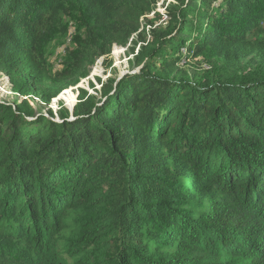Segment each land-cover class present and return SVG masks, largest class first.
<instances>
[{
	"label": "trees",
	"instance_id": "16d2710c",
	"mask_svg": "<svg viewBox=\"0 0 264 264\" xmlns=\"http://www.w3.org/2000/svg\"><path fill=\"white\" fill-rule=\"evenodd\" d=\"M157 1L0 0V69L49 103L141 37ZM71 9L84 37L51 74L42 45ZM168 15L73 111L0 100V264H264V45L246 48L260 72L238 53L264 0H177ZM183 49L240 63L194 77Z\"/></svg>",
	"mask_w": 264,
	"mask_h": 264
},
{
	"label": "rangeland",
	"instance_id": "374dc122",
	"mask_svg": "<svg viewBox=\"0 0 264 264\" xmlns=\"http://www.w3.org/2000/svg\"><path fill=\"white\" fill-rule=\"evenodd\" d=\"M177 0H158L156 3V11H153L142 18V36H135L128 46H121L114 44L110 54L109 64H103L104 57L96 61L95 65L91 67V73L81 78L80 82L61 91V93L52 98L51 102H46L42 98V92L47 91V86H31L32 90L29 94L23 95L19 93L13 86L12 79L6 71L0 69V100L7 102L27 101L37 109L47 111L51 109L55 114L58 110L65 106L70 110L73 105L78 102L79 88H84L90 94H97L100 97V90L102 81H106L109 77H116L123 75L129 69L133 68V59L137 54L141 44L148 42L152 38L151 30L165 26L169 19L168 6L176 3ZM85 28L81 17L77 10H70V12H63L60 19L54 23L52 29L47 32L45 41L42 45L43 57L47 62L51 74L57 71H62L70 67L72 57L78 48L81 46L82 38L84 37ZM138 43L131 49L135 44ZM80 42V43H79ZM242 51L238 53L243 55V51L251 46L264 45V21L259 22L258 26L247 34L241 41ZM246 58L240 64V71L248 72L261 71L260 61L258 55L252 49H246ZM213 52V54H210ZM181 54L186 55L180 65L191 73V76H200L201 73L208 75L213 72L217 75L219 73H227L232 70L235 64L240 63V56L229 54L227 57L217 54V51H208L198 57H192L191 53L183 49ZM95 68V69H94ZM94 85L95 87H93ZM99 91V93L97 91ZM74 95L75 98L72 96ZM59 97V98H58ZM56 111V112H55Z\"/></svg>",
	"mask_w": 264,
	"mask_h": 264
},
{
	"label": "water",
	"instance_id": "95a60500",
	"mask_svg": "<svg viewBox=\"0 0 264 264\" xmlns=\"http://www.w3.org/2000/svg\"><path fill=\"white\" fill-rule=\"evenodd\" d=\"M126 73V72H125ZM122 76V75H121ZM120 79V78H119ZM75 104L73 105V108H74ZM73 108L71 109V111H73Z\"/></svg>",
	"mask_w": 264,
	"mask_h": 264
},
{
	"label": "built area",
	"instance_id": "2783aa9c",
	"mask_svg": "<svg viewBox=\"0 0 264 264\" xmlns=\"http://www.w3.org/2000/svg\"><path fill=\"white\" fill-rule=\"evenodd\" d=\"M169 20V19H168ZM168 22V21H167ZM167 22H166V24H167ZM59 98V97H58ZM56 112V111H55ZM57 114V113H56Z\"/></svg>",
	"mask_w": 264,
	"mask_h": 264
},
{
	"label": "bare ground",
	"instance_id": "6f19581e",
	"mask_svg": "<svg viewBox=\"0 0 264 264\" xmlns=\"http://www.w3.org/2000/svg\"><path fill=\"white\" fill-rule=\"evenodd\" d=\"M95 69V68H94ZM74 98H75V96L74 95H72Z\"/></svg>",
	"mask_w": 264,
	"mask_h": 264
}]
</instances>
